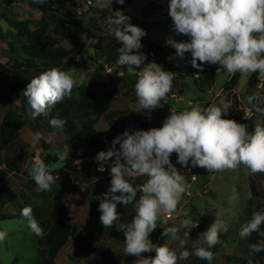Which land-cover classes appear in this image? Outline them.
<instances>
[{"label":"clouds","instance_id":"9594fccd","mask_svg":"<svg viewBox=\"0 0 264 264\" xmlns=\"http://www.w3.org/2000/svg\"><path fill=\"white\" fill-rule=\"evenodd\" d=\"M117 2L122 5L124 0ZM109 4L112 0H95L94 6L106 7ZM168 12L175 33L190 38L188 41H176L171 37L166 40V44L176 50L177 57L183 59L185 53L190 52L191 64L196 69L202 70L205 63L216 64L220 66L217 71L259 73V77L264 79V0H169ZM105 23L109 26V33L121 45L117 64L126 65L129 73L137 77L134 85L138 101L135 112L161 107L160 101L171 91L175 73L163 70L155 61L145 63L146 55L140 49L141 38L146 32L132 24L130 17L121 10H112ZM81 39L88 51H91V45L98 43L86 33H81ZM77 83L68 72L55 67L33 77L23 90L30 117L36 119L46 113L49 104L71 98ZM254 99H257L254 95L247 97L249 103ZM228 109L227 104L222 107L196 104L184 111H172L162 127L134 132L126 129L112 140L107 151L101 150L96 154L98 171H105L104 165L114 158L109 167L110 186L99 199L97 208L100 222L104 229L115 225L123 231L124 254L141 257L138 264H177L178 260H186L192 254L210 264L213 252L209 249L219 243L223 227L219 219L202 233L207 248L196 247L194 253L182 250L177 254L166 244L157 246L149 239L150 233L157 228L158 219L163 214V222L166 223L167 218L177 211V205L188 189L185 177L170 161L172 153L177 154V162L184 168L191 164L193 168L201 167L213 172L234 170L243 165L252 175L264 173V126L258 124L254 131L249 132L245 124L222 117ZM256 110L264 114V108L257 107ZM65 123L62 119L50 120L53 128L62 129ZM35 138L40 140L43 137L37 132ZM46 142L50 143L51 137ZM70 150L67 143L62 150H56V168H64ZM28 174L40 191H51L56 182V177L41 160L32 163ZM126 176H147L148 179L134 187L125 179ZM138 192L142 195L137 201ZM134 201L135 215L131 222L116 224L120 219L117 205H128ZM21 215L37 236H43V229L34 218L31 206L23 207ZM183 215L187 217L188 214L184 212ZM262 224L264 210L254 211L252 218L241 227L239 236L247 238L255 232L264 237ZM181 226L193 228L195 224L191 219H184ZM178 231L176 227H165L162 235L179 240L180 248L184 249L187 240L181 239ZM6 235L5 231H0V241H4ZM184 235L187 237L189 233ZM153 251L154 257L142 256V253ZM261 251H264V239L250 244L247 264H254L252 254Z\"/></svg>","mask_w":264,"mask_h":264},{"label":"rangeland","instance_id":"374dc122","mask_svg":"<svg viewBox=\"0 0 264 264\" xmlns=\"http://www.w3.org/2000/svg\"><path fill=\"white\" fill-rule=\"evenodd\" d=\"M58 1L54 0V5ZM74 1L78 5L75 14L76 23L73 22L71 25H68L62 36L54 37L55 45H60L70 55V66L65 72L72 75L78 82L77 86L72 90L71 98L66 97L61 103H66L71 99L79 100L81 91L92 90L95 96L92 102V114L98 115L94 128L99 133L109 136L113 140L119 135V128L122 126L124 120L128 116L135 114L141 115L143 121L151 128L162 127L164 120L172 111L180 112L190 109L192 106L199 104L198 101L210 98L211 93L191 92L189 90V88L195 87V83H198L199 79H194L188 73L186 76L187 84L181 88L182 92L184 91L181 100H176L179 97L180 90L178 85H173L171 89L172 93L170 94H174V96L169 95L162 100L160 103L161 107L151 111L142 110L135 112V106L138 101L131 94V85H128L131 80L136 78L135 75L129 73L128 70L126 72L123 70V74L120 66L108 63L105 60V52L94 51L93 45L90 46L91 51H88L86 44L80 43L82 41L81 33H86L89 38L95 39L106 35L109 28L105 23L106 18L111 15L112 10L115 11L117 9L130 17L132 24L144 29L149 39L154 41L162 39L166 41L171 37L176 41H180L179 36L173 30V21L169 16V0H131L128 3L124 0L122 5L117 0H112V4L94 9L95 22L91 25L93 28L90 27L89 16L85 11L87 5L82 0ZM148 1L157 2L162 6V10L156 9L151 14L149 13L150 15L148 14V16L141 15L142 8ZM12 13V18H15V20L10 24L11 27L7 26L5 22L0 21V26L3 30V38L0 39V63L6 65L11 63V60L15 57V50L19 49V40L16 32L22 31L25 28L33 29L34 27L42 26L48 32H51L57 16V14L51 16L50 14L47 15L44 12L32 9L21 0H17L13 4ZM181 39L182 41H188L190 38L186 35ZM7 42L13 45V53L9 49ZM100 43L103 47L105 40ZM171 58L174 60V57ZM188 59L191 61L192 57ZM152 61L151 58L146 57L145 63ZM108 67L111 68L110 71H108ZM185 71L189 72L187 67L182 69L183 73ZM32 74L35 73L32 72ZM228 75L229 73L224 69L216 73L212 92L215 93L223 85ZM248 75H240L236 86L239 92L248 90ZM121 76L123 81L119 79ZM259 89L248 90L247 94L244 95L245 99L239 102L242 106H246V108L238 109V114L241 112L244 114L247 110H250L251 113L252 103L248 102L247 97L253 95V93L261 94L264 99L262 92H258ZM5 92H10V83L0 80V119L5 108L10 105V99L6 96ZM189 100L194 102L189 103ZM228 101L229 99L219 101L218 104H227L232 108L233 106ZM13 104L18 107L19 100L16 99ZM51 105L49 104L47 107L48 112L51 110ZM235 110L233 108V111ZM122 111L127 112L125 118ZM252 114L254 115V125H260L261 115L255 112H252ZM112 119L117 122L115 130L110 128ZM136 124H139V122H136L130 128L132 132L141 130ZM37 132L41 134L42 139L36 140ZM49 137H51L50 143L46 142ZM18 141L26 144L22 149L24 157L21 169L7 168L2 160L3 155L0 157V168L8 170L7 178L3 182L0 181V183L9 185L17 193V200L15 202L0 204V214L3 215L0 218V231L7 233L5 240L0 241V264H36L40 259V240L28 227L25 218L22 217L21 209L23 207H32L33 212L38 216V218L37 216L35 218L38 221L40 220L42 224L40 227L44 232L49 226L46 202L53 201L57 196V192L60 191L62 192L61 199L65 200L69 205V211L64 216V220L69 224H74L75 231L88 234L89 232L92 233L95 227L103 229L101 222L95 223L96 218L92 215L91 203H96L98 207L99 199L102 198V194L110 186L103 177L93 182H86L84 179L76 180L75 176L79 174L80 162L86 148L61 129H35L33 122L28 119L19 129L16 142ZM65 143L70 145L71 150L69 154H73L75 158L71 160L69 156L68 160H71L72 164L67 165V174L65 177H61L58 171L59 168L55 166L58 157L54 154L57 149L62 150ZM36 160L43 161L56 177V182L52 186L51 191L38 190L34 180L29 177L28 169ZM170 161L173 162V165L185 177L186 181H190V186H188L187 191L182 195L177 205V211L167 218L166 223L163 222V214L161 219H158L156 229H158L159 234L154 241L151 240L152 243L157 246L166 244L170 249L177 251L178 254L182 250L194 253L196 247L203 246L207 248V245L204 244L202 233L199 231V226L208 229L216 219H219L223 222V227L219 233V243L214 248L209 249L213 252V259L210 263L240 264L239 258L246 257L247 238H241L239 231L248 222L254 211L264 210V197H253L250 192L249 182L251 177L254 180L261 178L260 184L263 188L264 173L252 175L243 165L238 166L234 170L226 169L224 171L213 172L201 167L193 168L191 164H189L188 168H184L177 162V156L173 154L170 156ZM94 162H96L95 167L98 168V163L95 159ZM113 162L114 158L104 165L107 172H109V167ZM72 165L75 166L76 170L72 169ZM193 176H195L194 179H192ZM133 177L126 176L125 179L132 183ZM122 206V204L117 205L118 212H120L119 209ZM132 209L135 210V204L131 206ZM184 212H187V217L183 215ZM120 214H122L124 220H127L121 224L131 222L132 218H128L130 216L129 208ZM184 219H191L195 226L193 228L182 227L181 221ZM165 227L178 228L179 237L187 240L184 249L180 248L179 240H172L170 236L166 237L162 235ZM112 232L107 235V238L103 241V245L106 246L105 249L111 252L117 264H119L124 260L125 236L121 230L117 231V235H114ZM185 232H188L189 236L185 237ZM101 244L95 240V250L93 252H88L85 257L78 258L75 256L74 259L73 256L76 254L77 249L69 241L63 252L58 255L56 262L57 264H92L89 262V258L93 253L100 250ZM129 256L135 264H138V260L141 259V257ZM142 256L145 258L149 256L154 257L155 252L142 253ZM191 260H194L196 264L209 263L208 261L199 259L194 254L190 255L186 260H178V263L191 264ZM95 264H103V262L100 260ZM260 264H264V257Z\"/></svg>","mask_w":264,"mask_h":264},{"label":"trees","instance_id":"16d2710c","mask_svg":"<svg viewBox=\"0 0 264 264\" xmlns=\"http://www.w3.org/2000/svg\"><path fill=\"white\" fill-rule=\"evenodd\" d=\"M17 0H0V21L5 22L7 26L11 27L10 24L15 18H12V6ZM25 2L30 8L44 12L45 14H50L54 16L57 14L55 19V25L51 32H48L45 27H34L33 29L25 28L22 31L16 32L17 38L19 40V49L15 50V57L11 60L9 65L4 63H0V80H5L10 83V92H5L6 96L10 99V105H8L3 115L0 119V157L3 155L2 160L7 168L11 169V167L16 169H21V164L23 162V151L22 149L26 144L23 142H16L18 137L19 129L26 123V120H31L35 129H47L50 130L53 127L50 125V120L53 118L62 119L66 123L64 127L61 129L68 136L77 140L79 143L83 144L86 148L84 155H82V160L80 162V168L78 170V176H75L76 180L84 179L86 182H93L101 177L105 178L106 181L110 185L111 176L110 171H98L97 167H95L94 159L96 154L103 150L107 151L111 147V138L109 136H105L99 133L95 128L94 124L98 115L92 114V102L95 98L92 90H83L81 91L79 100H69L66 103H54L51 105V110L48 112L46 109V113L37 117L36 119H32L27 111V98L23 96V90L26 88L27 84L30 80L39 75L41 72H44L52 67L58 68L61 71L68 70L70 63V55L65 51L60 45L54 43V37L62 36L63 32L66 30L68 25H71L75 22V14L77 12V4L74 0H59L56 5H54V0H43V2H39V0H21ZM87 8L85 11L89 16V24L90 27L93 28L92 23L95 22V17L93 15V11L96 8L95 0H82ZM131 0H125L126 3ZM156 9L162 10V6L154 1H148L142 8L141 15L148 16V14L152 13ZM53 12V13H51ZM149 14V15H150ZM76 23V22H75ZM180 41H182V37L186 35H178ZM3 38V30L0 26V39ZM98 43L93 45L94 51L105 52V60L108 63H112L117 65V60L119 57L118 48L121 46L119 42L116 41L114 35L110 34L107 30V34L96 38ZM105 40V44L102 47L101 43ZM81 44L85 43L83 40L80 42ZM9 45V49L13 50V45L10 42H7ZM142 48L140 49L146 57L151 58L156 63L160 64L165 71L174 72L176 69V65L170 61L169 56L175 53V49L166 44L165 40H151L147 35L143 36L141 39ZM13 53V51H12ZM11 53V55H12ZM191 57V53H185L183 59L178 57L180 62L185 61L189 63V59ZM186 63V64H187ZM120 68L128 70L127 66L117 65ZM143 67V65H141ZM203 69L206 67V64H203ZM137 69L136 71H138ZM34 72L35 74H32ZM124 74V71L122 72ZM122 74V75H123ZM240 73L237 72L231 76V78L224 84V88L226 90L232 89L236 86L238 82V78ZM136 77V75H135ZM176 76H174V80L172 81V86H177V82L175 80ZM120 81H123L122 76L119 77ZM260 77L259 73H251L247 80L248 90H254L257 88V84L259 83ZM137 81V77L134 80H131L128 85H131L132 90L131 94L137 100L135 96L134 85ZM195 86L198 88L197 82ZM172 89V88H171ZM264 95V79H262V88L260 93ZM172 93L171 91L167 94V96ZM257 99L252 101V111L261 115V126H264V114H261L256 110L257 107L264 108V99L261 94L253 93ZM19 100V106L16 107L13 103L15 100ZM162 100L160 101V103ZM232 103L236 106L238 102L235 98H233ZM124 113V118L127 112L122 111ZM231 112L227 111L226 113H222L223 118L231 119ZM243 113L236 117V121L238 123H242L246 125V128L249 132L254 131L253 126V114L249 117L242 118ZM111 120V119H110ZM136 122H139L138 127L141 130H149L151 129L145 121H143V117L139 114L130 115L127 119L124 120L122 126L119 128L118 134L123 133L126 129L130 132V129ZM110 128L115 130L117 125L116 120L112 119L110 123ZM107 141V142H106ZM119 148V145H117ZM2 153V154H1ZM173 155L177 154L174 152ZM71 160L74 159L73 154H69ZM71 160H67L65 162L64 168H59V173L61 177H65L68 171V164H72ZM173 164V162L171 161ZM72 169H75V166H71ZM93 167V169H91ZM76 170V169H75ZM8 170L6 168H0V181L3 182L7 176ZM52 172V171H51ZM53 174V172H52ZM80 175V176H79ZM256 175V174H255ZM148 179L147 176L132 178V185L134 187L143 184ZM261 178L259 180H254L251 177L249 182V188L251 195L253 197H264V187H261L260 184ZM62 192L58 191L57 196L53 201H47V213H48V222L49 226L47 230L44 231L43 236H38L40 240V248L39 255L40 259L36 264H57L56 259L58 255L63 252V249L67 246L68 242L71 241V244L74 248L77 249L76 254L73 256L85 257L88 252H93L95 250L94 241L102 243L100 245V250L93 253L89 258V262L95 264L96 262L102 260L103 264H117L114 256L111 252L103 245V241L107 238V235L110 234L111 231L114 235H117L118 229L115 225L111 228H103L95 227V229L88 234H83L81 232L75 231L74 224H69L64 220V216L69 211V205L65 200L61 199ZM142 193L138 192L136 200H139V197ZM17 200V193L7 184L0 183V204H4L7 202H15ZM136 202L134 201L132 204L123 205L118 212L120 219L116 221V224L124 223L127 220L122 218L121 212H124L127 208L130 210L129 219L134 217L135 210H131V206ZM92 207V215L96 218L95 223L100 222V213L97 211L96 203H91ZM34 218L37 216L33 212ZM3 215L0 214V218ZM38 218V216H37ZM37 218H35L37 220ZM252 218V215L248 219V221ZM122 221V222H121ZM37 222L41 226L40 220ZM46 227V226H44ZM207 228L203 226H199V231L203 233ZM261 231H264V224L261 225ZM159 231L155 229L149 235V239L154 241L158 236ZM264 239V237L259 236L258 233H252L249 237H247V245H246V257L239 258L240 264H247V258L249 255V245L256 243L259 240ZM175 251V250H174ZM177 252V251H176ZM178 254V252H177ZM264 257V251L253 253L252 259L254 264H260L262 258ZM123 262L119 264H135L132 262V259L129 255L123 254ZM177 264H179L177 262ZM191 264H196V262L191 260ZM209 264V263H208ZM211 264V263H210Z\"/></svg>","mask_w":264,"mask_h":264},{"label":"crops","instance_id":"0c3cea01","mask_svg":"<svg viewBox=\"0 0 264 264\" xmlns=\"http://www.w3.org/2000/svg\"><path fill=\"white\" fill-rule=\"evenodd\" d=\"M171 57H174V60L171 58ZM169 59L171 62H173L177 67L176 69L174 70V73H175V80L178 84V88L180 90V94L178 95L179 97H177L178 99L176 100H181L183 97V92L181 90V88H183L187 82H186V76L187 74L189 73L194 79L198 78L199 79V82L197 83L198 84V88L195 86L194 88H189V90H191V92H195V91H198V92H208V93H211V96L209 99H203L201 101H198L199 102V105H204L205 107H207L208 105H217V106H221L223 104H218V102L220 101H223V100H228V103L231 104L233 107L228 109V111L231 112V119H234L236 120V117L238 115H240L241 113L238 114V109H244L246 108V106H242L241 103V100H244L245 97L244 95L247 94L248 90H244L243 92H239L237 89H236V86L238 84H236V86H234L232 89H228L226 90L224 88V84L231 78V76L233 74H230L228 75V77L226 78L225 82L223 83V85L221 87H219L217 89V91L214 93L212 92V88L214 86V83H215V77H216V73L218 72H221L222 69H220L219 71H217V68H219L220 66L219 65H216V64H208V63H205L206 64V67L203 69L202 67V70L200 69H196L192 66L191 64V61L189 63L185 62V61H182L180 62V60L178 59V57L174 54H171L169 56ZM187 63V64H186ZM185 67H187V70H189V72L185 71V73L182 72V69H184ZM240 73V72H239ZM241 75V73H240ZM250 75V74H249ZM248 75V77H249ZM240 77V76H239ZM239 80V78H238ZM201 87V88H200ZM261 89L258 90V92H260ZM170 96H174V94H170ZM233 98H235L238 102V105H234L232 103L233 101ZM194 101L192 100H189V103H193ZM233 108L236 109L235 111H233ZM252 113V112H251ZM243 116V115H242ZM254 117V115H253ZM253 117H252V120H253ZM253 126L255 127L254 123H253Z\"/></svg>","mask_w":264,"mask_h":264},{"label":"built area","instance_id":"2783aa9c","mask_svg":"<svg viewBox=\"0 0 264 264\" xmlns=\"http://www.w3.org/2000/svg\"><path fill=\"white\" fill-rule=\"evenodd\" d=\"M117 65H119V64H117ZM110 67H108V71H110ZM257 88L259 89V88H262V79L260 78V80H259V83L257 84ZM252 113H250V110H247L246 112H244V114H243V117L242 118H246V117H249L250 115H251ZM194 177V176H193ZM192 177V179H194ZM187 184H188V186H190V181L189 182H187Z\"/></svg>","mask_w":264,"mask_h":264}]
</instances>
